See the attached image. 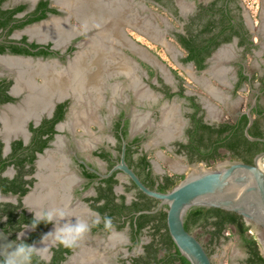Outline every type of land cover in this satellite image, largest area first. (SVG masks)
<instances>
[{
	"label": "flooded vegetation",
	"instance_id": "flooded-vegetation-1",
	"mask_svg": "<svg viewBox=\"0 0 264 264\" xmlns=\"http://www.w3.org/2000/svg\"><path fill=\"white\" fill-rule=\"evenodd\" d=\"M9 1L11 0H4L1 7L8 10L20 5L27 6L13 13V19L5 27H0V225L3 229L8 228L9 234L16 235L15 239L22 243L17 234L22 231L24 225L30 224L34 216L33 212L51 207H64L67 211L89 221L98 213L101 217L111 218L112 229H106L103 223L92 227L76 247L64 252L65 259L59 264L105 262L106 264H137L145 260L148 246L151 244L160 247V253L164 254L167 247L164 239L168 235V228L164 226L157 229L159 224L157 218L144 222L142 215L152 216L161 211L167 212V205L163 204L155 212L139 213L143 210L156 209L161 201L145 194L124 171L114 168L121 163L124 153L126 163L141 181L151 189L162 191L161 184L164 183L167 175L180 174L169 173L157 163L152 154L155 152V156L160 158L158 149L171 150L175 155H181L187 163L195 166L211 165L215 168L222 163L220 160L225 158L231 159L228 164L238 161L250 163L243 158L232 157L231 152L226 148L220 149V152L222 149L225 150L223 154L226 156L223 159L210 162L191 161L184 150L181 152L178 150L180 143L186 144L189 141L187 130L191 126V114L194 111L190 100L185 96H194L195 101L202 108L197 116L203 115L205 123L215 126L225 122L235 123L246 114L248 109H251L254 121L258 120L257 125L262 134L260 137H264V114L258 115L255 111L264 108L260 103V96L264 93V77L258 73L251 74L246 68L245 59L248 54L262 48L264 35L260 29L255 30V21L244 6L243 0H194V7L191 12L188 11L189 13L185 12L179 0H163L164 7L174 17L182 19L181 21L186 20L188 23L193 17L196 18L198 31L202 30L209 18H212L226 19L231 24H236L235 30L242 32V34L234 33L233 30L234 32L224 33L222 37L230 34L231 39L223 41L213 51L206 60L205 69L210 70L212 63L215 64V71L218 70L223 79L226 76L228 78L230 72L235 70L233 92L238 93L247 85L254 91V97L247 109L239 113L234 121L217 122L207 120L206 109L199 102L198 94L188 93L180 82L176 89L171 88L161 55L135 38L129 30L133 28L146 37L144 30L148 31V29L138 19L136 12L133 17L128 16L127 6L124 10L120 2L112 3L117 0H95L98 1L94 6L98 24L90 22L87 17L93 10L88 9L87 6L92 4L93 0H48L47 9L56 8L57 12L47 10L45 18L33 22L29 19L35 16L33 12L38 8L41 0H20L11 3ZM67 2L71 6L67 8L72 11L62 5ZM105 4L107 8L104 7ZM174 6L178 8V14L174 13ZM110 11H113L114 17H111ZM40 12L38 10L36 14ZM103 16L109 17L106 20ZM42 20L46 23H39ZM25 22L27 23L23 26H16ZM127 22L132 24L127 25ZM124 24L127 25L124 33L126 39H123L124 34L120 30ZM239 24H242L241 28ZM39 26H45L44 31L32 35L31 30ZM11 27L14 28L8 33ZM176 32L173 31L172 35L177 41ZM181 33L186 32L184 30ZM256 33L260 37L258 42L254 37ZM33 43L38 46L33 47ZM121 43L124 45L121 46ZM15 46L28 48L34 52L46 50L48 53L13 52ZM94 46H98L101 51L103 47L106 51L111 49L112 54H115L112 56L106 54L105 59L98 61V55L95 56L93 51ZM142 47L147 50L144 51ZM237 49H241V54L237 53ZM150 51L156 55L160 63H154L155 57L149 53ZM84 52L88 56H83L86 59L84 58L80 65H84L85 68L80 69V65L76 64L81 57L80 54ZM122 57L124 61L128 60L129 73L120 69ZM183 58L180 61L186 65L190 64L195 73L205 70L196 69L193 61L184 63ZM19 61L22 62L21 65H11ZM88 68L91 73L87 71ZM241 72L247 77L242 82H240ZM76 73L79 75L84 73L89 77L95 74L103 78L101 90L96 93V97H88L89 92L84 89L82 99L78 91L77 93L73 91L69 81ZM170 73L178 79L181 78L173 70ZM62 77L67 81L65 93L53 94V91L43 89L54 79V85H59L56 83L60 82ZM230 77L233 79L232 75ZM255 79L259 80V88H255ZM183 88L185 96H180L177 93ZM169 92L176 94L170 97ZM40 95L45 97L48 95L46 97L48 99L45 100L46 98H41ZM175 96L187 101L190 111L186 115L187 125L182 126L178 133L170 137L167 127L174 128L170 124V119L168 124H165L167 118L165 119L161 112H164L166 103ZM214 96L223 101L224 97L221 95L216 93ZM92 108L95 110H91ZM138 114H143L148 119L139 129L135 128V117ZM262 151L264 149L255 153L252 160ZM143 158L146 159V163ZM10 215H15L20 221L21 227L15 232H12V225L9 224ZM242 218L249 226L247 235H258L257 231H252V227H256L264 235L262 226L248 222L243 216ZM53 228V224L41 223L35 230H25L22 239L25 241L36 233L40 237L32 244L41 247L42 235L52 231ZM238 235L241 234L238 232ZM240 240L243 244L241 236ZM261 245L259 243V248L263 247ZM60 246L49 242L46 264L51 262L55 249H59ZM243 246L246 250V258L248 250L244 244Z\"/></svg>",
	"mask_w": 264,
	"mask_h": 264
},
{
	"label": "trees",
	"instance_id": "trees-1",
	"mask_svg": "<svg viewBox=\"0 0 264 264\" xmlns=\"http://www.w3.org/2000/svg\"><path fill=\"white\" fill-rule=\"evenodd\" d=\"M4 0H0V27H5L12 19V14L16 11L23 10L27 5H20L15 9H3L1 6ZM164 4L163 0H157ZM49 1L41 0L39 2L38 8L33 12L35 16L29 19L30 22L41 20L47 16V10L52 12H57L56 8L47 9ZM40 10L41 12L36 14ZM174 13L178 14V8L174 6ZM227 22V23H226ZM25 23L16 26H23ZM236 24H231L230 21L226 19L215 20L209 18L208 22L203 26L202 30H196L197 20L192 18L185 26V34L181 32H176L175 36L178 43L186 51L185 57L182 59L183 62L193 61L196 69L203 70L207 67L206 60L213 53V51L226 40L231 39V35L222 37L226 32H234L242 34L241 30H235ZM242 27V24H239ZM14 27L8 31L11 33ZM234 30V31H233ZM25 39V37H24ZM244 42V41H243ZM33 47H37L35 43L32 44ZM13 52L28 53V54H38L45 53L48 51L40 50L38 52L31 51L28 48H19L18 46L13 47ZM2 51H4L1 48ZM178 76V72L172 69ZM241 81L247 79V77L241 72ZM184 88L181 89L180 96H185ZM175 92H169V96H174ZM187 97L194 111L191 114V126L188 128L187 133L189 135L188 143L179 144V152L184 150L189 156L190 160H205L207 162L216 161L223 159L226 154L220 152L221 148H226L232 154L234 158H243L247 162H253V156L255 153L264 149V142L252 141L245 135V128L248 124L247 114H243L235 123H221L219 126L207 124L204 122L203 115L197 116L198 112L202 110L199 103L194 99V96ZM258 115L264 114V108H259L255 110ZM258 121V120H257ZM257 121L255 119L254 125L250 127V134L253 136H262L261 130L258 128ZM146 163V159L143 158ZM184 176L181 175H167L163 184H161L162 191H167L174 187L178 180L183 179ZM144 222L148 219L159 220L157 229L167 226V212L161 211L155 215H142ZM152 217V218H151ZM143 222V223H144ZM9 224L12 225V232L20 229V221L16 219L15 215H10ZM185 227L188 231H192L195 227L201 226L211 235V242L219 241L221 237L224 236V231L229 225H234L238 232L241 234L243 244L247 247L248 255L243 259L241 264H264V256L259 248V241L255 235H247L249 226L246 225L242 216L233 211H228L225 209L217 207H205V206H194L190 208L185 215ZM3 227V226H2ZM6 232L9 231L8 228L4 227ZM168 231V229H167ZM9 233V232H8ZM167 237L164 239L165 245L167 247L164 254L160 253V247L153 244L148 246V255L145 260L138 262L137 264H191V262L181 254L180 250L173 241L169 231L167 232ZM16 238V235H11ZM40 235L33 233L24 242L32 244L37 241ZM261 244V243H260ZM262 249V247H261ZM69 251V248L63 249L60 246L59 249H55V255L51 262L48 264H59L63 259H65L64 252ZM263 252V251H262ZM34 264H45L44 261L40 260L39 257L33 256L31 258ZM0 264H8L2 257Z\"/></svg>",
	"mask_w": 264,
	"mask_h": 264
},
{
	"label": "rangeland",
	"instance_id": "rangeland-1",
	"mask_svg": "<svg viewBox=\"0 0 264 264\" xmlns=\"http://www.w3.org/2000/svg\"><path fill=\"white\" fill-rule=\"evenodd\" d=\"M11 1L13 2L20 0H11ZM11 1L9 2L11 3ZM117 1H119L120 4H123V8L125 7L126 4H129L127 6L129 8V11L130 9L133 8L137 9V13L139 17L138 19L143 23V26L145 28H147L145 24L146 22L145 13H150L151 11H153L154 13L164 14L162 8L159 7L157 9L155 6L152 7V5H150V0H129V1L117 0ZM242 2L255 21V26H256L255 30L257 31V29H260L264 35V0H243ZM179 3H181L182 7L186 10L185 12L188 11L191 12L195 4L194 0H179ZM68 4L69 2L62 5L67 8ZM173 18L174 20L171 21L170 27L169 28L165 27L166 30L167 29L169 30V33L168 31L165 32L163 31L165 37L168 34L169 36L168 39L172 42L171 46L168 42H165V44H167L165 47H168L167 49L159 42L156 43L158 41L156 35L154 42L151 40V38H149V36L145 37V35L139 33V31H136L133 28L129 30L130 33L133 36H135V38L139 39L145 45L150 46L155 53L157 52L161 55L162 60L165 62L164 71L166 72V75L168 77V82L173 90L177 88L178 83L180 82V84L185 86L188 93L198 94L199 102L201 103L203 108L206 109L205 112L208 121L210 122H215V121L217 122L219 120L234 121L237 115L242 111L246 110L247 107L250 105L254 97L253 94L254 91L250 89L249 86L246 85L243 89L239 90L238 93L233 92L232 85L234 84L233 80L235 78V74L233 73H235V70H232V72H230L228 78L226 76V78L223 79L221 76L222 74L218 70L215 71L216 65L213 63L209 67L210 70L205 69L201 72H196V73L193 70L194 73L193 76H190L188 73H186L185 67L189 68V66L186 65V63L183 64L180 61L181 58L185 56L186 52L174 39L172 32L184 31L187 22L186 20L181 21L182 19L181 20L178 19L179 17L173 16ZM149 32H151V30H149ZM254 37L256 41L260 40V37L258 36L257 33L254 35ZM237 53L241 54V49H237ZM245 59H246V68L251 74L258 73L261 77L262 76L264 77V40H263L262 48L257 49L252 54H248ZM168 67L171 70L172 69L176 70L178 72V76L181 78L178 79L173 73H170ZM230 75L233 76V79H231L232 77H230ZM209 83L211 87L215 86V88L212 89L211 87H208ZM254 85L255 88H259L260 87L259 80L255 79ZM209 88H211V91ZM220 91L225 93L224 94L225 96L222 95ZM216 93L224 97L223 101L219 100L217 97L214 96V94ZM260 103L262 106H264V93H262L260 96ZM86 106L85 108H87ZM212 108H215L214 111L210 110ZM188 111H190L188 107V102L184 101V99L178 96H175L174 98L170 99L168 103H166V109L164 110V112L163 111L161 112V115L167 119L172 118L170 119V124L174 128V133H178L181 130L180 128L182 126L187 125L186 115ZM169 136L172 137L173 135L169 134ZM221 151L222 153H225V150L222 149ZM158 152L161 153V154L159 153L160 158L155 156V152L154 154H152V156H154V159H156L157 163H159V165H161V167L164 168L169 173H179L181 176L186 177L196 169V166L194 164L187 163V160L184 159V157H182L181 155H175L171 150L168 151L165 149L163 150L158 149ZM229 160L231 159L225 158L220 161L226 163ZM189 168H191V170ZM180 181L181 180H179V182ZM253 230L255 229L252 227V231ZM192 233L199 238L202 244L206 247L207 251H209V253L211 254L213 264H239L242 261V259H244L246 256V250L240 240V235H238V230L235 226L232 225L228 226L224 231V236L221 237L220 240L216 242H211L210 233L207 232L201 226L192 229ZM255 236L257 237V235ZM103 264H106V262Z\"/></svg>",
	"mask_w": 264,
	"mask_h": 264
},
{
	"label": "water",
	"instance_id": "water-1",
	"mask_svg": "<svg viewBox=\"0 0 264 264\" xmlns=\"http://www.w3.org/2000/svg\"><path fill=\"white\" fill-rule=\"evenodd\" d=\"M43 22L44 20L39 23ZM142 49L147 50L144 47ZM149 53L154 55L156 63H160L153 52ZM188 66L192 68L191 65L188 64ZM168 69L171 71L169 67ZM246 114L248 124L245 128V135L252 141L264 142V137L250 134L254 115L251 109H248ZM262 159H264V151L256 154L252 163L238 161L228 164V162H222L215 168L197 166V170L166 192L146 186L126 163L124 153L121 163L116 165L114 170L124 171L145 194L161 201L156 209L143 210L139 213L155 212L163 204L167 205L166 221L169 233L181 254L191 264H213L211 255L202 242L186 229L185 215L194 206L217 207L236 212L248 222L264 228V170L259 165ZM18 244L20 242L0 225V256L7 263L10 254ZM260 251L263 254L261 247ZM15 260L16 264H28L22 257H15ZM30 264H34L32 260Z\"/></svg>",
	"mask_w": 264,
	"mask_h": 264
},
{
	"label": "clouds",
	"instance_id": "clouds-1",
	"mask_svg": "<svg viewBox=\"0 0 264 264\" xmlns=\"http://www.w3.org/2000/svg\"><path fill=\"white\" fill-rule=\"evenodd\" d=\"M33 213L34 216L30 224L24 225L22 231L17 234L22 243L16 245L13 253L10 254L8 264H16L15 257H22L24 261L30 264L33 256L39 257L46 264L49 242L71 249L78 245L92 227L103 223L106 229H112L111 218L101 217L98 213L91 221L67 211L64 207H51ZM41 223L54 225L52 231L42 235L40 243L43 246L37 247L35 244L24 242L22 238L25 236V230H35Z\"/></svg>",
	"mask_w": 264,
	"mask_h": 264
},
{
	"label": "bare ground",
	"instance_id": "bare-ground-1",
	"mask_svg": "<svg viewBox=\"0 0 264 264\" xmlns=\"http://www.w3.org/2000/svg\"><path fill=\"white\" fill-rule=\"evenodd\" d=\"M65 1V0H64ZM63 1V2H64ZM88 1V0H87ZM92 3V2H91ZM82 4H84V2L82 3ZM87 4H88V2H87ZM121 5H123V4H121ZM128 6V5H127ZM114 8V7H113ZM116 9V8H115ZM124 10H125V7L123 8ZM121 11H123L122 9H120ZM94 11V8H93V10H91L90 12H93ZM126 12V11H125ZM117 13V12H116ZM128 13V12H127ZM116 15H118V14H116ZM124 20V19H123ZM127 20V19H126ZM94 22V21H93ZM133 22V21H132ZM128 23V22H127ZM50 27V26H49ZM107 27V26H106ZM118 27V26H117ZM46 28H47V26H46ZM51 29H52V27H50ZM49 28V29H50ZM119 28V27H118ZM44 29H45V26H39L38 28H34V29H32L31 30V32H32V35H33V33H38L39 32V34L42 32V31H44ZM114 29V28H113ZM53 30H54V28H53ZM116 31H118V30H116ZM103 32V31H102ZM112 32V31H111ZM114 32V31H113ZM112 32V33H113ZM46 33H47V31H46ZM109 34V33H108ZM115 34V33H114ZM113 34V35H114ZM120 34V33H119ZM101 35H102V33H101ZM41 36V35H40ZM43 36V35H42ZM99 37V36H98ZM101 37V36H100ZM109 37V36H108ZM115 38V37H114ZM118 38V37H117ZM92 39V38H91ZM101 39V38H100ZM104 39V38H103ZM121 39V38H120ZM163 39V38H162ZM162 41H164V43H165V39H163ZM100 41H98V43H99ZM97 43V44H98ZM90 45V44H89ZM167 44H165V46H166ZM91 46H93V45H91ZM102 46V45H101ZM100 46V47H101ZM90 47V46H89ZM91 48V47H90ZM96 48V49H95ZM105 47H103L102 48V51H104V52H102L101 50H100V48H98V46H94V48H93V51H95L94 53H95V56L96 55H98V61H102L103 60V58L105 57V55L106 54H109L110 56H112V55H114L115 53H113L112 54V52L113 51H111V49H109L110 51H106L105 49H104ZM107 48V47H106ZM168 48V47H167ZM85 50V49H84ZM87 50H89V49H87ZM101 51V52H100ZM83 54V55H82ZM82 54H80L81 55V57H79V59L78 58H76V59H78L77 61H78V63L76 64L77 66L78 65H80L81 64V62H82V60L85 58H83V56L85 55V56H88L87 54H86V52H84V53H82ZM88 54H90V53H88ZM100 54V55H99ZM90 55H92V52H91V54ZM78 57V56H77ZM89 58V57H88ZM86 59V58H85ZM90 59V58H89ZM89 59H87V60H89ZM92 59V58H91ZM105 59V58H104ZM107 60V59H106ZM109 60V59H108ZM111 60V59H110ZM125 59L122 57V62H121V64H120V69H121V71H124V72H126V73H129V67H130V65H129V63L127 62V61H124ZM227 60V59H226ZM11 62V61H10ZM15 62V61H14ZM74 62H75V60H74ZM73 62V63H74ZM85 62V61H84ZM88 62H90V61H88ZM88 62H86V63H88ZM106 62V61H105ZM109 62V61H108ZM99 62H97V64H98ZM101 63V62H100ZM22 64V62L21 61H19V62H16V63H11V65L13 66V65H21ZM75 64V63H74ZM96 64V63H95ZM101 65H103V63L101 64ZM81 66H84V65H80V69L81 68H85V66L84 67H81ZM97 66H99V65H97ZM103 67V66H102ZM87 68V67H86ZM186 68V67H185ZM190 68V67H189ZM225 68V67H224ZM103 69V68H102ZM109 69V68H108ZM117 69H119L118 67H117ZM120 69H119V71H120ZM226 69V68H225ZM51 70V69H50ZM97 70V69H96ZM187 70V69H186ZM220 70V69H219ZM76 71V70H75ZM74 71V72H75ZM81 71V70H80ZM83 71V70H82ZM87 71L89 72V71H91L89 68L87 69ZM87 71H86V73H87ZM190 71V70H189ZM97 72V71H96ZM100 72V71H99ZM98 72V73H99ZM117 72V71H116ZM221 72H223V70L221 71ZM56 73V72H55ZM85 73V72H84ZM83 73V75H79L78 73H76V74H74V75H72L71 76V81H69V84H70V87H73V91H76V93H77V91L81 94L80 96H81V98L83 99V93L85 92L84 91V89L86 90V91H88L89 92V96L88 97H90V96H92V97H96V93L99 91V90H101L100 88H101V86H102V82L104 81L103 80V78L101 77V78H99V77H97V75H95V74H93V75H91V77H89V75H87V74H84ZM89 73H91V72H89ZM93 73V72H92ZM104 73V72H103ZM81 74V73H80ZM24 76V75H23ZM58 76V75H57ZM195 77V76H194ZM65 78V77H64ZM63 77H62V79H61V81H63V79H64ZM49 80V79H48ZM58 80V79H57ZM53 81V80H52ZM54 81H55V79H54ZM53 81V82H54ZM60 81V82H61ZM47 82H51V81H47ZM46 82V83H47ZM53 82H51V83H48L49 85H48V87H43V89L45 90L46 88V90H48V91H50V92H52L53 94L54 93H57V94H63V93H65L66 92V90H65V87H67V81H66V78H65V80L63 81V83L61 82H57L56 84H59V85H54V83ZM95 82H96V84H95ZM65 83V84H64ZM20 87V86H19ZM69 87V88H70ZM213 89V88H212ZM33 90V89H32ZM40 90V89H39ZM42 90V89H41ZM43 90V91H44ZM37 91V90H36ZM84 91V92H83ZM103 91V90H102ZM214 91V90H213ZM101 92V91H100ZM99 92V93H100ZM75 93V92H74ZM77 95H79V94H77ZM98 95V94H97ZM215 95V94H214ZM42 95H40V97H41ZM48 96V95H47ZM46 96V97H47ZM56 96V95H55ZM46 98L45 96H42L41 98ZM223 97V96H222ZM78 98V97H77ZM87 98V97H86ZM85 98V99H86ZM97 98H98V96H97ZM96 98V99H97ZM48 98H46L45 100H47ZM90 99H92V98H90ZM79 100H80V98H79ZM98 101H99V99H97ZM96 100V101H97ZM86 101V100H85ZM88 102H90V101H88ZM93 102V101H92ZM95 102V101H94ZM100 102V101H99ZM98 102V103H99ZM43 103V102H42ZM82 103V102H81ZM97 103V102H96ZM88 104V103H87ZM98 106V105H97ZM91 107V106H90ZM172 108V107H171ZM87 109V108H86ZM91 110H93V108L91 109ZM90 110V111H91ZM95 110V109H94ZM93 110V111H94ZM75 111V110H74ZM78 111V110H77ZM76 111V112H77ZM80 112V111H79ZM77 115H79L78 113H76ZM86 114H88V113H86ZM76 115V116H77ZM81 116V115H80ZM90 116H92L91 114H90ZM73 117V116H72ZM79 117V116H78ZM94 117V116H93ZM93 119V118H92ZM166 119V118H165ZM170 119H172V118H170ZM76 120V119H75ZM78 120V119H77ZM88 120V119H87ZM90 120H91V118H90ZM93 120H95V118L93 119ZM146 120H148L147 118H146V116L145 115H143V114H138L136 117H135V121H136V124H135V128H137V129H139L141 126H142V123L143 122H146ZM168 119L165 121V124H168ZM164 124V125H165ZM72 125V124H71ZM167 127V126H166ZM168 128V127H167ZM13 129V128H12ZM11 129V130H12ZM17 129V128H16ZM10 130V131H11ZM167 130H169L168 131V133L169 132H171V131H173V129H167ZM13 131V130H12ZM15 131V130H14ZM16 132V131H15ZM174 132H171V133H169V134H173ZM48 165V164H47ZM259 165H260V167L264 170V159H262L261 161H260V163H259ZM198 169V167L196 166V169L195 170H197ZM254 231H257V233H258V235H257V239H258V241L263 245V242H264V235H262L261 234V232L256 228V227H254ZM43 245H41V247H42ZM262 251H263V253H264V245H263V247H262Z\"/></svg>",
	"mask_w": 264,
	"mask_h": 264
},
{
	"label": "crops",
	"instance_id": "crops-1",
	"mask_svg": "<svg viewBox=\"0 0 264 264\" xmlns=\"http://www.w3.org/2000/svg\"><path fill=\"white\" fill-rule=\"evenodd\" d=\"M129 1V0H128ZM98 1H95V0H93V3L92 4H90V5H88L87 7H88V9H93L94 8V6L96 5V3H97ZM73 3V1H71V4ZM112 3H119V1H117V2H114V1H112ZM126 3V2H125ZM104 4V3H103ZM110 4V3H109ZM127 5H129V4H126L125 6H127ZM150 5H152V7H156L157 9L160 7V8H162V11H164L163 13L165 14H161V13H154L153 11H151L150 13H145V16H146V22H145V24H146V26H147V29H148V31H146V30H144L145 31V33L147 34V36H149V38H151V40L152 41H154L155 42V35H156V38L158 39V41L156 42V43H160L161 45H163L164 47H165V43H164V41H162L163 39H165L166 41L165 42H168L169 44H170V46L172 45V42L168 39V34H167V36L165 37V34H164V32L165 31H168V33H169V30L167 29L166 30V28H169L170 27V24H171V21L172 20H174V18H173V15L164 7V4L163 3H161V2H158L157 0H150ZM68 6H69V4H68ZM102 6V5H101ZM103 7V6H102ZM104 7L105 8H107L108 6H106V4L104 5ZM147 9V8H146ZM149 10V9H148ZM72 11V10H71ZM165 11H166V13H165ZM137 13V9H135V8H133V9H130V11H129V13L127 14L128 16L129 15H131V17H133V14L134 13ZM95 11H93L92 13H90L89 15H87V17H88V20L90 21V22H92V23H95V22H97V24L99 23V21L97 20V16L95 15ZM107 14H108V12H106ZM106 13H104V14H106ZM110 13H111V17H114V13H113V11H110ZM106 14V15H107ZM138 14V13H137ZM161 14V15H160ZM108 17L109 16H103V18L104 19H108ZM131 20V19H130ZM94 21V22H93ZM132 24V22H129L127 25H131ZM127 25H123V27H122V29H120L122 32H123V34L125 33V28H126V26ZM166 27V28H165ZM149 30H151V32H149ZM164 31V32H163ZM167 33V32H166ZM163 38V39H162ZM123 39H126V37H125V34H124V38ZM124 45V43H121V46H123ZM181 46V45H180ZM166 49H167V47H165ZM182 48V47H181ZM183 49V48H182ZM184 51H185V49H183ZM186 52V51H185ZM186 55V54H185ZM125 57H126V55H124ZM185 69H187V70H185L190 76H193V70L191 69V68H185ZM190 70V71H189ZM208 87H211V85H210V83L208 84ZM211 88H215V86H212ZM211 88H209L210 89V91H211ZM220 93L222 94V95H224L225 93H223L222 91H220ZM213 95V94H212ZM225 96V95H224ZM226 103V102H225ZM214 109L215 108H212V109H210V110H213L214 111ZM217 111V110H216ZM219 111V110H218ZM171 132H174V129H173V131H171ZM171 132H169V133H171ZM174 134V133H173ZM172 134V135H173Z\"/></svg>",
	"mask_w": 264,
	"mask_h": 264
},
{
	"label": "built area",
	"instance_id": "built-area-1",
	"mask_svg": "<svg viewBox=\"0 0 264 264\" xmlns=\"http://www.w3.org/2000/svg\"><path fill=\"white\" fill-rule=\"evenodd\" d=\"M204 167V166H203ZM214 166H211V165H209V166H205L204 168H213Z\"/></svg>",
	"mask_w": 264,
	"mask_h": 264
}]
</instances>
